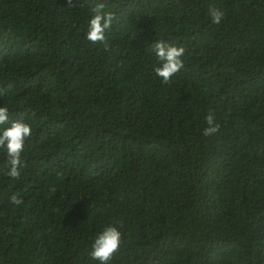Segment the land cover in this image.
Here are the masks:
<instances>
[{"label":"trees","instance_id":"obj_1","mask_svg":"<svg viewBox=\"0 0 264 264\" xmlns=\"http://www.w3.org/2000/svg\"><path fill=\"white\" fill-rule=\"evenodd\" d=\"M159 39L185 48L167 84ZM0 105L33 126L21 177L0 153V264H98L110 224V264H264V0H0Z\"/></svg>","mask_w":264,"mask_h":264},{"label":"clouds","instance_id":"obj_2","mask_svg":"<svg viewBox=\"0 0 264 264\" xmlns=\"http://www.w3.org/2000/svg\"><path fill=\"white\" fill-rule=\"evenodd\" d=\"M208 14L213 24L222 23L225 12L216 7H210ZM115 14L105 11L104 3H97L90 10L85 38L92 43L106 45L107 36L112 30ZM157 58L153 72L161 83L167 84L184 67L185 48L175 46L166 40H155L150 45ZM207 127L203 129L204 136H211L219 131L214 110H209L205 117ZM33 126L24 119H12L10 108L0 105V153L6 158L4 175L16 180L21 177L27 166L25 150L28 141L32 138ZM10 201L14 205L23 203L22 197L13 194ZM122 244V233L115 225H106L96 233L91 243V259L98 264H110Z\"/></svg>","mask_w":264,"mask_h":264}]
</instances>
